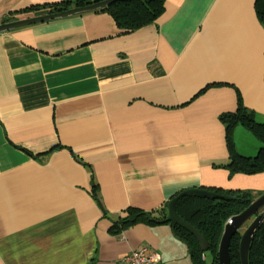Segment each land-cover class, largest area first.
Masks as SVG:
<instances>
[{
  "label": "crops",
  "instance_id": "1",
  "mask_svg": "<svg viewBox=\"0 0 264 264\" xmlns=\"http://www.w3.org/2000/svg\"><path fill=\"white\" fill-rule=\"evenodd\" d=\"M61 1L0 0V23ZM255 1L165 0L127 33L97 10L0 32V264H115L157 247L132 209L191 187L264 190V172L229 176L220 120L241 104L264 124Z\"/></svg>",
  "mask_w": 264,
  "mask_h": 264
},
{
  "label": "trees",
  "instance_id": "2",
  "mask_svg": "<svg viewBox=\"0 0 264 264\" xmlns=\"http://www.w3.org/2000/svg\"><path fill=\"white\" fill-rule=\"evenodd\" d=\"M98 0H64L58 3L42 5L50 7L49 10L57 11L73 7L74 5H84ZM165 0H117L108 6L97 11L107 12L116 22V25L125 33L134 31L146 24H149L160 15L164 8ZM41 6H29L23 11L37 10ZM255 10L258 18L264 24V0L255 1ZM221 122L225 126V143L228 152V161L225 165L229 176L241 173L254 175L264 172V124L257 122L251 111H248L241 104L234 112L222 114ZM237 125L243 126L259 142L257 152L252 156L240 154L233 140V131ZM217 192H222L235 197L232 200L209 199L196 196H183L176 202V212L185 221L193 225L203 235L209 246L211 255L208 259H201L200 251L196 239L192 234L180 226L173 228V233L177 239L184 242L190 251V256L194 264H218L217 247L222 234L223 225L229 217L240 213L258 196L253 193L256 190L238 189L223 190L216 187H209ZM258 192V191H256ZM264 190L258 192L262 194ZM133 220L138 217L147 225L154 223H168L166 205L154 211H142L132 209ZM241 233L236 232L230 239L229 255L230 264H240L238 245ZM249 264H264V217L250 242L248 250Z\"/></svg>",
  "mask_w": 264,
  "mask_h": 264
},
{
  "label": "water",
  "instance_id": "3",
  "mask_svg": "<svg viewBox=\"0 0 264 264\" xmlns=\"http://www.w3.org/2000/svg\"><path fill=\"white\" fill-rule=\"evenodd\" d=\"M114 1L117 0H98L84 5H74L73 7H69L62 10L51 11L35 16H28L8 22H1L0 32L8 31L17 27L48 22L51 20L61 19L73 15H79L86 12L95 11L108 6ZM183 196H196V197H204V198L218 199V200H232L235 197L207 188L191 187L181 190L167 201L166 203L167 219L170 222L172 232L175 226H180L181 228L185 229L187 232L192 234L193 237L196 239L200 251L204 252L205 250L209 249V246L203 235L199 232V230H197L193 225L185 221L176 212V202L179 198ZM263 206H264V192L261 195H259L255 200H253L244 210H242L238 214L229 217L228 220L224 223L222 234L216 252L218 264H230V255H229L230 239L236 232H238L240 227L247 220L249 221V223L240 235L238 252L240 257V264H249L248 250L252 237L255 231L257 230V228L259 227L261 220L264 217V211H260V209Z\"/></svg>",
  "mask_w": 264,
  "mask_h": 264
},
{
  "label": "rangeland",
  "instance_id": "4",
  "mask_svg": "<svg viewBox=\"0 0 264 264\" xmlns=\"http://www.w3.org/2000/svg\"><path fill=\"white\" fill-rule=\"evenodd\" d=\"M241 126V125H238ZM242 128H244L242 126ZM244 130V134H251ZM238 131L233 133V138L238 139V143H242L244 146L246 145V139L243 137V135L238 136ZM250 136V135H249ZM251 136H253L251 134ZM254 137V136H253ZM255 138V137H254ZM244 190V189H242ZM256 191L260 192L261 189H255ZM254 191L253 193L255 196H258V192ZM249 221H245L244 224L240 227L238 230L240 233L243 232L245 227L248 225ZM150 229L153 231L154 235L157 238V243H156V249L157 252L160 255L161 261L160 264H194L191 256H190V251L186 244L177 237H175L174 233L172 232V229L170 227V224L168 223H161V224H153ZM205 258L209 259L211 252L210 249L205 250L204 252Z\"/></svg>",
  "mask_w": 264,
  "mask_h": 264
},
{
  "label": "built area",
  "instance_id": "5",
  "mask_svg": "<svg viewBox=\"0 0 264 264\" xmlns=\"http://www.w3.org/2000/svg\"><path fill=\"white\" fill-rule=\"evenodd\" d=\"M201 259H205L204 253ZM115 264H160V256L149 244H140L119 257Z\"/></svg>",
  "mask_w": 264,
  "mask_h": 264
},
{
  "label": "clouds",
  "instance_id": "6",
  "mask_svg": "<svg viewBox=\"0 0 264 264\" xmlns=\"http://www.w3.org/2000/svg\"><path fill=\"white\" fill-rule=\"evenodd\" d=\"M260 211H264V206L260 209ZM242 233V232H241ZM203 253V252H202Z\"/></svg>",
  "mask_w": 264,
  "mask_h": 264
}]
</instances>
